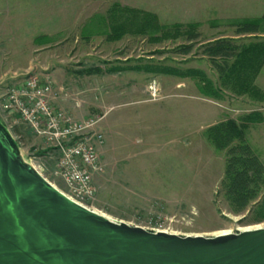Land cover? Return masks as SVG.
Wrapping results in <instances>:
<instances>
[{
  "label": "rangeland",
  "instance_id": "obj_1",
  "mask_svg": "<svg viewBox=\"0 0 264 264\" xmlns=\"http://www.w3.org/2000/svg\"><path fill=\"white\" fill-rule=\"evenodd\" d=\"M114 2L155 14L161 25L197 24L200 36L188 55L172 52L188 44L181 38L109 41L95 33L85 40L83 27ZM262 17L264 0H0V95L12 77H49L52 91L61 89L59 95L74 106L76 120L100 118L103 170L93 176L96 197L90 207L101 215L181 237L264 227L251 221L249 210L231 211L219 192L225 152L203 136L211 125L227 119L241 123L258 112L262 122L249 124L244 135L264 165V64L255 79L260 101L227 90L220 100L207 98L191 79L133 69L158 62L199 69L218 84L203 45L242 38L234 36L230 22ZM40 36L47 40L35 42ZM252 36L264 39V24L261 34L243 37ZM153 81L156 99L148 91ZM17 129L24 159L64 191L62 182L50 177L56 153L26 127Z\"/></svg>",
  "mask_w": 264,
  "mask_h": 264
},
{
  "label": "water",
  "instance_id": "obj_2",
  "mask_svg": "<svg viewBox=\"0 0 264 264\" xmlns=\"http://www.w3.org/2000/svg\"><path fill=\"white\" fill-rule=\"evenodd\" d=\"M0 264H264V227L181 237L113 221L66 197L0 129Z\"/></svg>",
  "mask_w": 264,
  "mask_h": 264
},
{
  "label": "trees",
  "instance_id": "obj_3",
  "mask_svg": "<svg viewBox=\"0 0 264 264\" xmlns=\"http://www.w3.org/2000/svg\"><path fill=\"white\" fill-rule=\"evenodd\" d=\"M264 17L243 19L230 22L234 36L239 39H218L203 45L206 56L217 74L215 84L205 72L199 69L179 68L177 66L150 63L136 65L135 71H144L154 75L191 79L198 90L207 98L220 100L223 91L237 95L253 96L257 101L261 93L255 86V79L264 64V39L258 36L243 37L262 33ZM198 25L171 24L161 25L155 14L136 8H129L114 2L104 15H94L83 27L84 39L92 34H101L109 41H119L126 36L148 38L155 42L184 39L188 44H181L172 49L180 55L191 53L194 42L200 36ZM46 36L35 38V42L46 41ZM38 43V42H37ZM158 51L157 53H159ZM241 123L227 119L209 126L203 136L216 151L225 152L224 172L219 183L229 208L234 214L249 210L254 223L264 222V165L245 140L244 131L249 124L262 122L258 112H251L241 118ZM4 132L14 151L17 144Z\"/></svg>",
  "mask_w": 264,
  "mask_h": 264
},
{
  "label": "built area",
  "instance_id": "obj_4",
  "mask_svg": "<svg viewBox=\"0 0 264 264\" xmlns=\"http://www.w3.org/2000/svg\"><path fill=\"white\" fill-rule=\"evenodd\" d=\"M148 91L151 98H158L159 89L154 81L148 85ZM52 94L49 77L41 79L30 74L14 77L0 95L2 125L22 156L24 146L21 135L16 133L17 128L24 126L35 137L42 139L44 149H52L57 155L50 177L59 179L64 185V191L58 190L70 200L93 211L90 207L96 197L93 176L103 170L98 152V147L103 143L98 126L100 118L76 120L53 105ZM32 162L28 160L48 181Z\"/></svg>",
  "mask_w": 264,
  "mask_h": 264
},
{
  "label": "crops",
  "instance_id": "obj_5",
  "mask_svg": "<svg viewBox=\"0 0 264 264\" xmlns=\"http://www.w3.org/2000/svg\"><path fill=\"white\" fill-rule=\"evenodd\" d=\"M1 63V62H0ZM14 78V77H12ZM12 82V81H11ZM10 82V83H11ZM59 94L60 91L58 93H54L52 94L53 99H52V103L53 105L58 108V109H62L64 111H66L67 113H69L71 116L72 114H74L75 112V108L73 105H70L63 97H61ZM73 117V116H72ZM74 118V117H73ZM75 119V118H74ZM18 130V129H17Z\"/></svg>",
  "mask_w": 264,
  "mask_h": 264
},
{
  "label": "bare ground",
  "instance_id": "obj_6",
  "mask_svg": "<svg viewBox=\"0 0 264 264\" xmlns=\"http://www.w3.org/2000/svg\"><path fill=\"white\" fill-rule=\"evenodd\" d=\"M94 211V210H93ZM95 212V211H94ZM97 213V212H96ZM99 214V213H98ZM101 215V214H100ZM102 216H104V215H102ZM105 217V216H104ZM106 218H108V217H106ZM240 231H242V230H240ZM230 232L229 231H223V232H220L219 234H217V235H223V234H229Z\"/></svg>",
  "mask_w": 264,
  "mask_h": 264
}]
</instances>
